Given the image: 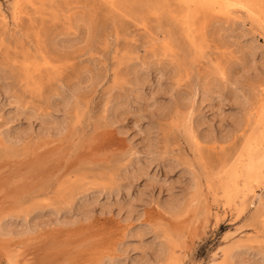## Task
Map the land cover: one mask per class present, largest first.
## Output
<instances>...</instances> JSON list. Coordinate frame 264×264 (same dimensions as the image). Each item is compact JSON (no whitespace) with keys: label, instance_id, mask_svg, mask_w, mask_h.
<instances>
[{"label":"rangeland","instance_id":"374dc122","mask_svg":"<svg viewBox=\"0 0 264 264\" xmlns=\"http://www.w3.org/2000/svg\"><path fill=\"white\" fill-rule=\"evenodd\" d=\"M227 1L0 0V264H264V0Z\"/></svg>","mask_w":264,"mask_h":264},{"label":"bare ground","instance_id":"6f19581e","mask_svg":"<svg viewBox=\"0 0 264 264\" xmlns=\"http://www.w3.org/2000/svg\"><path fill=\"white\" fill-rule=\"evenodd\" d=\"M201 1L202 3H205V4H208L207 6H210V4L214 3V2H217L219 0H214V1H211V0H199ZM211 1V2H209ZM222 2H224L225 4H227V0H221ZM230 1V0H229ZM237 1V0H236ZM238 3V1L236 2ZM198 4V3H196ZM229 7L230 6H233V4H227ZM236 5V4H235ZM234 5V6H235ZM241 5V4H240ZM212 6V5H211ZM216 6V5H215ZM219 6V5H217ZM237 6V5H236ZM18 8V7H17ZM215 8V7H214ZM235 8V7H233ZM232 8V9H233ZM249 9V8H248ZM247 9V10H248ZM233 11V10H232ZM205 14V13H204ZM194 23V22H193ZM192 25V24H191ZM263 26V25H262ZM198 31V30H197ZM252 111V110H251ZM253 144V143H252ZM261 146V145H260ZM256 148H259L258 147V144L257 145H249L248 146V149L246 150V153L242 156L241 160H240V163L241 164V167L242 169H244L247 174L249 175V178L251 181L253 182H256L258 180H261L264 178V151L262 152H258V150ZM246 190V189H245ZM253 191V190H252ZM251 191V192H252ZM246 193V192H244ZM253 194V193H252ZM257 196V195H256ZM248 197V196H247ZM250 197V196H249ZM252 197V196H251ZM260 197V196H259ZM258 197V198H259ZM253 198V197H252ZM250 199V198H249ZM252 200V199H251ZM259 200V199H258ZM256 201V199H255ZM251 203V201H250ZM254 204V201L252 202ZM252 204V205H253ZM220 214V213H219ZM260 214V213H259ZM261 215V214H260ZM5 226V225H4ZM8 227V226H7ZM7 231H10L9 228H7ZM168 255V253H167ZM171 256V254H170ZM173 257V255H172ZM234 257V256H233ZM174 259V258H173ZM172 262V261H171ZM182 263V262H181Z\"/></svg>","mask_w":264,"mask_h":264}]
</instances>
